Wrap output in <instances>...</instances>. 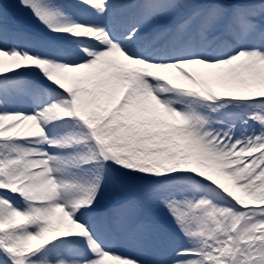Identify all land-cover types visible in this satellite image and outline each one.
<instances>
[{"label": "snow or ice", "instance_id": "6c2138e0", "mask_svg": "<svg viewBox=\"0 0 264 264\" xmlns=\"http://www.w3.org/2000/svg\"><path fill=\"white\" fill-rule=\"evenodd\" d=\"M0 264H264V0H0Z\"/></svg>", "mask_w": 264, "mask_h": 264}]
</instances>
